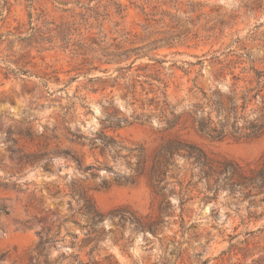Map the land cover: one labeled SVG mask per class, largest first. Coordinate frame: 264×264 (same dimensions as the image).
<instances>
[{
  "label": "rangeland",
  "instance_id": "obj_1",
  "mask_svg": "<svg viewBox=\"0 0 264 264\" xmlns=\"http://www.w3.org/2000/svg\"><path fill=\"white\" fill-rule=\"evenodd\" d=\"M90 1L9 0L4 7L0 0V205L10 209L0 214V264H27L41 237L79 210L73 182L106 215L100 264H109L108 254L119 264H264V194L222 190L206 203L205 181H198L186 151L175 155V164H162L161 153L164 143L178 139L215 160L234 161L246 174L263 167L264 0H113L124 4V17L111 5L105 20L86 7L101 4L103 14L111 0ZM73 20L80 30L67 48L56 36L51 43L32 39L38 29ZM79 31L96 51L78 53ZM116 45L143 47L146 54L119 71L139 55L102 63V50ZM217 92L228 105L233 92L239 97L229 127L239 128L237 136L218 139L200 130L201 122L221 127ZM257 123L262 132L253 128ZM101 130L133 150L106 147L95 138ZM181 183H193L183 212ZM163 196L174 209L159 234L112 222L110 213L121 209L157 216ZM76 218L63 221L58 246L50 245L52 264L75 250L89 260L91 245L80 248L87 218L79 212ZM123 233L127 247L118 242ZM174 242L181 243L180 256Z\"/></svg>",
  "mask_w": 264,
  "mask_h": 264
},
{
  "label": "trees",
  "instance_id": "obj_2",
  "mask_svg": "<svg viewBox=\"0 0 264 264\" xmlns=\"http://www.w3.org/2000/svg\"><path fill=\"white\" fill-rule=\"evenodd\" d=\"M4 2V7L7 6L9 0H2ZM92 1V0H91ZM90 1V2H91ZM80 3V1H78ZM66 4V3H65ZM113 5L116 9L115 12L124 17L123 12L125 11V6L120 1H109L108 4H105V13L101 14L99 8L102 7L101 4H97L96 6L86 7L87 11H92L95 14L97 20H99L100 16H103V20L110 16L108 12V7ZM87 13H82L81 17L85 21H87ZM50 22H46L49 24ZM51 24H55V22H51ZM119 25V22L116 24ZM100 27H103V23H100ZM80 30L78 26V22L76 20L73 21H62L59 24H56L54 28H49L48 32H43V30H36L33 33L32 39L38 43H47L53 42L54 37L56 36L64 43V47L67 48L72 41V34ZM55 31V33H53ZM80 39L78 41V50L80 54L88 55L90 52L96 51L92 43H88L84 38V32L79 31ZM102 54L104 59H100L102 63H111V64H120L124 61H128L132 58L134 54L139 56L135 57L131 64L127 67H118L117 70L122 71L128 69L135 63V60L138 57L145 55L143 51V47H124L116 45V49L111 51L107 48L102 50ZM94 59V57H93ZM156 62H161L162 60L158 58H152ZM19 73L28 72L25 69L18 67ZM261 82V81H260ZM264 90V82H262V89ZM229 98V105L226 103L224 99V95L217 92L216 99V114L219 119L217 124H220L221 127L207 125L204 122L200 123V130L209 134L212 137L222 139L226 136L232 135L237 136L240 133L238 127H235V124H232L233 131H229V127L231 124V119H236L238 116V95L236 92H233L232 96ZM244 100H247L244 97ZM147 116V115H142ZM109 117L112 120L123 121L128 120L126 117H121L120 115H116L113 113H109ZM138 118V117H137ZM110 120V119H109ZM253 128L260 132L263 127L260 123L253 125ZM262 132V131H261ZM95 137L96 139H100L106 147L114 148L116 153L119 152L121 148H127L128 150H133L132 147H126L116 138L107 135L103 130L99 131ZM239 138V137H238ZM141 155L142 158L145 159L146 155L144 153L143 147H141ZM185 150L184 156L192 159V165L197 169L198 181H205L203 183L205 186V197L204 201L212 202L217 201L222 190H226L230 194H236L237 192L241 196H245L247 198H253L258 196L259 194H264V165L258 170H251L250 174H246L244 168L239 164L235 163L232 160L224 159V160H215L211 157L203 148L198 145L192 143H183L178 139H170L162 146V164L169 163L175 164L173 162L175 155H181V152ZM104 168L107 170L113 171L114 166L108 164L107 162L103 163ZM94 167V166H93ZM90 168V167H89ZM98 169L101 166L97 167ZM165 171L162 170V174ZM238 179L237 181L234 178ZM193 179L196 177L195 172L192 174ZM128 181H133L129 176H125ZM193 185V183H188V186L184 187L183 183H181V204H182V212L184 211L183 205L186 202L185 196L188 195L189 186ZM71 195L76 198L77 201L81 203V206L78 211L72 213L69 217H66L65 220H74V222L78 223L76 218V213L83 215L87 218V224H85L86 229V238L83 241V245L80 248H84L87 245H91L87 254L89 255V260L85 261L80 257V252L77 250L71 253H63L59 262L56 264H100L102 260L98 258L99 251L101 250V242L106 236V230L101 228V225L105 219V214L101 212L96 206L94 200L87 193V190L81 183L73 182L70 185ZM251 204H255L254 201H250ZM71 206V204H70ZM174 206L171 202V199L168 196H163L162 201L159 206V214L157 216L153 215H139L135 211L131 209H121L115 210L110 213L112 222L117 221L116 225L125 229L126 227H132L134 230L142 231L144 233L151 232L153 235H157L160 233L161 228L167 223V217L173 216L172 211ZM216 208L213 209L215 211ZM0 214L8 215L10 214V209L7 205H0ZM63 221L59 222L58 230L56 233H47L44 237H41L38 244L30 251L28 257L27 264H52L50 261V245L58 246L60 230L63 224ZM182 229H186V221L181 216ZM124 240V233L122 237L118 240ZM176 245L173 252H176L178 256L181 255L180 242H174ZM71 245L75 248L77 246L75 241L71 242ZM123 247H127V243L123 241ZM103 260L107 261L109 264H119L118 259L114 254H108L104 256Z\"/></svg>",
  "mask_w": 264,
  "mask_h": 264
}]
</instances>
